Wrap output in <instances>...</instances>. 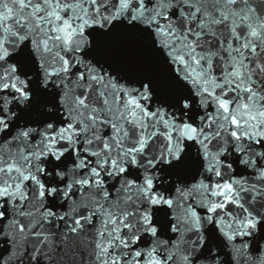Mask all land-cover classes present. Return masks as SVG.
Segmentation results:
<instances>
[{
    "label": "snow or ice",
    "instance_id": "snow-or-ice-1",
    "mask_svg": "<svg viewBox=\"0 0 264 264\" xmlns=\"http://www.w3.org/2000/svg\"><path fill=\"white\" fill-rule=\"evenodd\" d=\"M0 264H264V0H0Z\"/></svg>",
    "mask_w": 264,
    "mask_h": 264
}]
</instances>
